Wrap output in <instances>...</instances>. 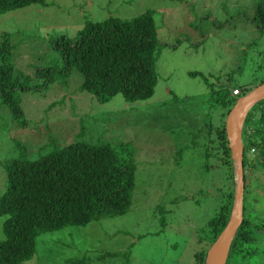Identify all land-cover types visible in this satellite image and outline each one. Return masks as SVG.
Returning a JSON list of instances; mask_svg holds the SVG:
<instances>
[{"label":"rangeland","instance_id":"rangeland-1","mask_svg":"<svg viewBox=\"0 0 264 264\" xmlns=\"http://www.w3.org/2000/svg\"><path fill=\"white\" fill-rule=\"evenodd\" d=\"M258 5L264 0H44L0 14L13 72L27 76L31 88L16 90L22 125L0 100V194L3 165L21 149L23 158L33 159L73 141L108 142L135 164L124 214L41 233L32 257L20 264H67L81 256L83 264H192L195 251L209 247L205 223L224 202L226 168L213 149L204 159L200 129L218 120V108L207 101L210 87L227 81L252 88L264 80ZM146 10L158 42L152 95L126 101L115 94L98 103L79 89L81 74L65 68L50 39L74 37L85 20ZM43 67L53 71L34 74ZM248 154V161L256 156ZM247 168L242 216L256 224L264 219V167ZM255 231L257 256L241 264L264 263L263 232ZM102 253L111 254L98 257Z\"/></svg>","mask_w":264,"mask_h":264},{"label":"trees","instance_id":"trees-1","mask_svg":"<svg viewBox=\"0 0 264 264\" xmlns=\"http://www.w3.org/2000/svg\"><path fill=\"white\" fill-rule=\"evenodd\" d=\"M31 3L44 4V0H0V14ZM255 17L258 23L264 21V6L256 7ZM49 44L57 49L65 68L73 66L81 74L79 89L89 93L98 103L108 101L115 94H120L126 101H135L153 93L156 83L154 53L158 42L151 10L130 18L107 16L100 21L85 20L74 37L60 35L51 38ZM10 57L8 35L1 33L0 100L11 118L22 125L25 118L16 90L31 88L27 76L14 74ZM38 71L46 74L53 68H38L34 74ZM189 74L200 75L198 72ZM202 78L207 83V78ZM48 80L50 82V78ZM250 88L226 81L208 90V105L215 106L219 112L216 124L207 122L200 129V136L205 135L202 156L207 160L211 149L220 154L216 155L226 168L227 183L224 202L205 223L209 245L228 219L235 184L224 118L235 99ZM233 89H237V94H232ZM241 143L244 191L245 165L249 169L264 167V98L247 110L241 126ZM254 150L255 158L248 161L249 151ZM18 154L3 165L5 187L0 194V215L4 216L0 264H20L30 259L35 238L41 233L67 225H85L127 211L134 187L135 164L128 152L123 154L115 145L78 140L53 147L33 159L23 158L22 149ZM243 211L242 204L241 215ZM257 229H262L264 240V219L252 224L249 218L242 216L230 240L224 264H241L257 256L253 234ZM206 249L195 251L192 264H204ZM107 254L111 253H102L98 257ZM86 260L81 256L65 262L83 264Z\"/></svg>","mask_w":264,"mask_h":264},{"label":"water","instance_id":"water-1","mask_svg":"<svg viewBox=\"0 0 264 264\" xmlns=\"http://www.w3.org/2000/svg\"><path fill=\"white\" fill-rule=\"evenodd\" d=\"M264 98V82L238 96L224 119V133L233 163L234 190L228 219L205 252L204 264H224L230 240L242 219L243 171L241 126L247 110Z\"/></svg>","mask_w":264,"mask_h":264},{"label":"built area","instance_id":"built-area-1","mask_svg":"<svg viewBox=\"0 0 264 264\" xmlns=\"http://www.w3.org/2000/svg\"><path fill=\"white\" fill-rule=\"evenodd\" d=\"M231 92H232V94L235 95V94H237V89H233Z\"/></svg>","mask_w":264,"mask_h":264}]
</instances>
